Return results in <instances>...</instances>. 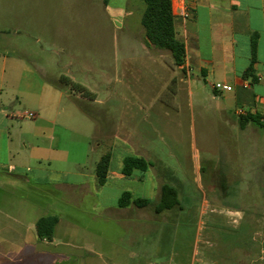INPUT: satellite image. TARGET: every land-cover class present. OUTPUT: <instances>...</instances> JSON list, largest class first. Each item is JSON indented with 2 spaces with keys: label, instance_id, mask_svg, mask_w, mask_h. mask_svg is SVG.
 Returning a JSON list of instances; mask_svg holds the SVG:
<instances>
[{
  "label": "rangeland",
  "instance_id": "374dc122",
  "mask_svg": "<svg viewBox=\"0 0 264 264\" xmlns=\"http://www.w3.org/2000/svg\"><path fill=\"white\" fill-rule=\"evenodd\" d=\"M135 7V0H0V124L13 136L7 115L33 120L26 114H36L35 150L54 148L63 171L66 160L79 165V176L60 177L84 184L79 196L89 195L105 155L121 170L126 159L145 158L159 181L184 199L189 231L201 222L210 227L200 215L206 202L216 213L263 204L264 130L256 137L239 132L191 104L185 70L169 51L146 43L144 50L163 56L140 59L144 50L130 35H141L142 13ZM29 84L39 97L29 96ZM121 188L145 192L136 181ZM222 217L224 227L240 221L239 215ZM254 222L255 264H264V220ZM67 228L62 225L59 235L68 240ZM9 263L0 255V264Z\"/></svg>",
  "mask_w": 264,
  "mask_h": 264
},
{
  "label": "crops",
  "instance_id": "0c3cea01",
  "mask_svg": "<svg viewBox=\"0 0 264 264\" xmlns=\"http://www.w3.org/2000/svg\"><path fill=\"white\" fill-rule=\"evenodd\" d=\"M171 2L177 36L185 45V62L180 68L185 70L190 103L239 132L251 131L254 137L259 136L264 128L251 122L242 126L239 109L259 117L264 124V0ZM135 3L136 10L143 14L142 3ZM137 28L141 35H130L144 50L148 39L141 19ZM157 53L144 50L139 57L150 60L163 56ZM215 83L229 84L233 90L218 92L213 88ZM27 87L29 96L39 97L38 87ZM63 94L61 90L60 98ZM26 116L33 120H16L7 115L13 136L3 122L0 124V255L9 264L30 260L38 264L256 263L253 253L259 245L255 244L254 221L264 220V203L216 213L206 202L200 215L208 217L210 227L201 222L189 231L188 212L184 213L181 206L184 199L179 197L180 205L175 208L157 211L167 182L159 181L154 166L126 176L121 168H112V163L106 182L99 183L96 166L89 195L79 196L84 184L60 180L62 174L79 176V165L66 160L63 171L57 166L62 159L57 158L54 148L36 151L39 119L36 114ZM51 122L55 123V119ZM164 171L166 174L167 167ZM125 181H136L145 192L138 190L136 194V190L121 188ZM124 192H130L135 199H148L150 204L120 207ZM223 214L239 215L240 221L224 227ZM47 217L59 219L52 239L41 237L37 230L39 220ZM82 219L84 225L79 224ZM67 224L68 240L59 235L61 226ZM261 254L263 260L264 250Z\"/></svg>",
  "mask_w": 264,
  "mask_h": 264
},
{
  "label": "trees",
  "instance_id": "16d2710c",
  "mask_svg": "<svg viewBox=\"0 0 264 264\" xmlns=\"http://www.w3.org/2000/svg\"><path fill=\"white\" fill-rule=\"evenodd\" d=\"M142 1L146 4V7L142 14L141 23L145 29L148 44H152L160 50L169 51L174 57L175 64L182 66L185 62V45L177 36L171 0ZM103 2L105 5H108L110 0H103ZM249 122L264 128V124L261 123L259 117L248 113L240 118L242 126ZM150 166H153V164L143 157H130L125 160L122 173L126 176H131L135 170L145 172ZM110 167L111 156L107 154L97 165L96 172L100 184L106 182ZM131 203L139 207H145L150 204L148 199H135L130 192H124L119 200L120 207H126ZM179 205L180 200L177 188L170 184H164L157 211L172 209ZM58 222V217L42 218L37 224L38 234L41 237L45 236L52 239L55 226Z\"/></svg>",
  "mask_w": 264,
  "mask_h": 264
},
{
  "label": "built area",
  "instance_id": "2783aa9c",
  "mask_svg": "<svg viewBox=\"0 0 264 264\" xmlns=\"http://www.w3.org/2000/svg\"><path fill=\"white\" fill-rule=\"evenodd\" d=\"M214 90L218 91V92H230L233 90V87L229 84L226 83H215L213 85ZM219 95V94H218ZM218 97V96H217ZM248 114L247 111L245 109H239V115L243 116ZM33 116V115H30Z\"/></svg>",
  "mask_w": 264,
  "mask_h": 264
}]
</instances>
